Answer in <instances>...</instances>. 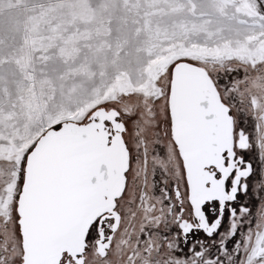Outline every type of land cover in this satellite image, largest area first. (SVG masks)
<instances>
[{
    "label": "snow or ice",
    "instance_id": "snow-or-ice-1",
    "mask_svg": "<svg viewBox=\"0 0 264 264\" xmlns=\"http://www.w3.org/2000/svg\"><path fill=\"white\" fill-rule=\"evenodd\" d=\"M0 264H264V0H0Z\"/></svg>",
    "mask_w": 264,
    "mask_h": 264
}]
</instances>
